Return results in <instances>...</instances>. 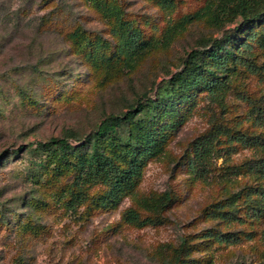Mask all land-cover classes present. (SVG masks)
Segmentation results:
<instances>
[{"label":"rangeland","instance_id":"obj_1","mask_svg":"<svg viewBox=\"0 0 264 264\" xmlns=\"http://www.w3.org/2000/svg\"><path fill=\"white\" fill-rule=\"evenodd\" d=\"M40 1L0 0V264H264L259 43L258 72L238 67L219 98L205 80L149 129L100 144L123 172L124 144L144 146L147 130L157 138L120 190L116 172L87 176L89 162L27 149L52 138L76 148L155 99L194 50L226 35L264 43V20L243 26L229 15L236 0H57L56 11ZM131 33L143 54H127Z\"/></svg>","mask_w":264,"mask_h":264},{"label":"trees","instance_id":"obj_2","mask_svg":"<svg viewBox=\"0 0 264 264\" xmlns=\"http://www.w3.org/2000/svg\"><path fill=\"white\" fill-rule=\"evenodd\" d=\"M39 7L40 9L56 11L58 9V1L41 0ZM30 12H32V9ZM229 15L239 17L242 20L243 26L252 27V25L260 24L264 20V0H236ZM46 21L47 23L42 25L43 27L45 26L44 28H47L48 22H51L48 19L44 20V22ZM225 21L226 19L222 16H217L214 19V22L218 25L224 24ZM254 37L252 35L245 42L240 43L239 41L237 45L236 38L233 35H226L221 40H212L210 44L202 49L194 50L189 54V58L185 62V68L159 86L155 99H148L143 104L140 103L132 112L121 116L114 115L104 120L94 132L86 138L80 139L79 145L76 148H74L68 139L52 138L45 143L29 144L27 149L34 146H37L39 150L54 148L60 152V159L67 164L73 162L71 161V156L77 157L78 161L72 163L75 166H78L80 163L89 162L92 169L86 171L87 176L92 177L102 171L106 173L116 172L115 188L120 190L122 183L131 180L133 174L137 171L141 157L151 153L152 147L157 143V138L152 130H147L143 133V135L145 134L143 139L144 146L139 149L135 147L136 144L131 139L125 143L123 157L121 156L120 159L127 161L130 169L123 172L117 171L118 167L109 163L111 157L102 149L100 144L109 139H116L118 131L127 126H135L138 130L149 129L163 117L162 115L165 112H169L174 106L178 107L179 101L184 97H188L191 92H195L198 87L203 85L205 80H207L206 83L210 88L211 94L217 99L220 97L217 92L225 88L224 80L226 76L233 74L238 67L245 66L253 73H257L258 67L250 60V57H252L255 42L260 44V48L263 51L264 43L262 36L257 37L254 35ZM129 39L130 43L126 51L129 56L132 57L136 51L137 56L147 50V43L141 42L139 40L140 36L137 33H131ZM258 111L259 123L264 127V108H260ZM143 114L145 117L141 118ZM253 168L261 171L264 170V161L259 162ZM82 178L81 175L79 180L88 181V177ZM131 214L133 216L131 220H137V215L133 212ZM223 236L226 235L218 237L220 242H223Z\"/></svg>","mask_w":264,"mask_h":264}]
</instances>
